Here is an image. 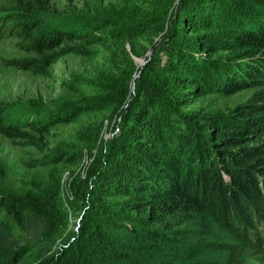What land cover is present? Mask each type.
<instances>
[{"label": "trees", "instance_id": "16d2710c", "mask_svg": "<svg viewBox=\"0 0 264 264\" xmlns=\"http://www.w3.org/2000/svg\"><path fill=\"white\" fill-rule=\"evenodd\" d=\"M110 3L98 20L52 24L27 7L17 23L41 57L9 63L48 74L73 55L86 80L55 110L0 104V132L37 145L80 123L72 145L89 147L106 119L118 128L76 184L75 239L60 187L35 185L23 208L0 187V264H246L264 251V0ZM136 58L147 60L140 69ZM247 89L227 112L205 100ZM80 161L61 152L39 167L50 178Z\"/></svg>", "mask_w": 264, "mask_h": 264}, {"label": "rangeland", "instance_id": "374dc122", "mask_svg": "<svg viewBox=\"0 0 264 264\" xmlns=\"http://www.w3.org/2000/svg\"><path fill=\"white\" fill-rule=\"evenodd\" d=\"M110 2L111 0H89L88 3L84 0H0V104L19 110L35 108L55 110L64 101L70 100L71 93H79L78 84L86 80L82 68L84 60L73 55L64 56L51 65L48 74L36 71L32 67H19L15 63H9L15 59L41 57L34 47L27 45L28 39L16 28L17 23L24 18L25 8L41 9L47 20L53 24L63 20L78 22L77 20L101 19L106 15V9L111 7ZM69 6H76L79 12L71 14ZM146 61L144 58H136L135 64L140 69ZM253 91V89H247L230 96L210 95L205 100L210 111L227 112L231 107L249 98ZM81 97L85 99L82 95L75 99ZM117 121L118 118L104 121L98 145L113 135L114 130L118 128ZM84 131L80 123L70 124L67 128L56 126L43 140L36 136V140L40 142L37 145L30 143L29 139H12L0 132L2 192L15 197L20 208H23L26 206L27 196L34 192L35 185L47 182L48 185L60 187L67 201L65 204L71 209L72 218L67 235L70 240L75 239V234L82 223L81 213L84 210V205L79 198L80 194L76 192V184L80 182V178L86 179L88 170L99 160L101 154L97 144L89 147L84 143H80V146L72 145V142ZM61 152H78L81 158L80 163L70 162L59 170L58 174L47 178L39 167L41 161L52 154ZM74 180H77L75 185ZM70 200L74 203L73 207ZM189 228L195 231L192 224H189ZM217 237L233 239L228 231L225 234L218 231ZM24 264H37V262L29 260ZM246 264H264V251L260 248L251 251L246 258Z\"/></svg>", "mask_w": 264, "mask_h": 264}, {"label": "water", "instance_id": "95a60500", "mask_svg": "<svg viewBox=\"0 0 264 264\" xmlns=\"http://www.w3.org/2000/svg\"><path fill=\"white\" fill-rule=\"evenodd\" d=\"M134 87V86H133Z\"/></svg>", "mask_w": 264, "mask_h": 264}]
</instances>
